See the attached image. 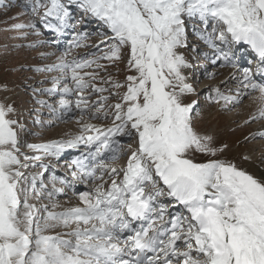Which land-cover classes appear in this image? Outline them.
<instances>
[{
	"label": "snow or ice",
	"instance_id": "snow-or-ice-1",
	"mask_svg": "<svg viewBox=\"0 0 264 264\" xmlns=\"http://www.w3.org/2000/svg\"><path fill=\"white\" fill-rule=\"evenodd\" d=\"M13 6L30 7L58 37L73 31L56 62L35 69L56 75L33 97H58L35 103L59 112L57 119L73 114L79 133L30 143L26 137L36 134L14 102L0 99V264H264V172L220 158L229 145L196 130L192 99L197 67L209 77L217 74L207 72L209 64L234 68L220 82L227 94L209 86V99L228 109L249 98L254 109L244 123L264 121V0H0L6 10ZM73 9L78 23H100L97 44L76 31ZM190 25L210 52L190 43ZM24 29L40 35L32 20L5 30L27 37ZM245 46L254 68L237 64ZM82 47L101 54L69 59ZM250 135L264 139V131ZM67 149L80 151L67 165L71 181L53 175L46 183ZM73 182L91 187L74 192L78 205H61L57 195Z\"/></svg>",
	"mask_w": 264,
	"mask_h": 264
},
{
	"label": "rangeland",
	"instance_id": "rangeland-1",
	"mask_svg": "<svg viewBox=\"0 0 264 264\" xmlns=\"http://www.w3.org/2000/svg\"><path fill=\"white\" fill-rule=\"evenodd\" d=\"M8 0H6V3ZM17 5H29L31 0H15ZM43 9H41L42 13ZM73 13H77L73 9ZM18 13H24L20 16L19 21L9 19L10 16H14ZM80 16V14H79ZM88 18H85L82 23L78 25L76 31L78 32H87L88 38L85 41L87 45H95L101 39L97 34L102 30L101 25L95 19H91L93 25L91 28H83V24L86 23ZM29 20H32L37 24V29L40 32V35L34 34L33 30L24 29L29 34L27 37H22L19 31H6L12 23L23 22L27 23ZM55 22V21H53ZM98 26L97 29H94ZM93 28V29H92ZM189 39L193 35V28L189 26ZM46 32V33H45ZM49 29L44 28L43 24L40 23L39 17L31 15L30 7H19L13 6L10 10H6L3 7H0V99H3L7 96L11 102H14L15 107L21 113V122L26 125L27 129L36 135H28L26 139L30 143H44L49 140H59L66 139L71 135H76L79 133V126L76 123V120L73 114L66 115L63 117V120L57 119L59 112L52 113L46 107H41L39 104L35 103V99L48 100L50 103L55 104V101L58 97L48 96L46 94L41 95L37 92L35 98L33 97V89H42L51 87V76L56 75L54 72H37L36 68H43L45 65H49L56 62V56L60 55L68 49V41L73 38V31L70 29L67 38V44L65 49H57L56 43L52 41H57L56 38L52 37V34H48ZM50 35V36H49ZM56 36V35H55ZM194 42L199 45L200 51L203 52L202 42L198 41L194 37ZM39 41H45L41 44ZM36 45L35 47H29V45ZM185 52V55L188 59L191 60L192 53L190 50L181 49ZM89 52H96L97 55L101 53L97 52L94 47H82L73 49L69 59L72 56H83ZM41 53H55L56 55H49L46 58H41ZM102 63H106L102 61ZM203 63V61H202ZM123 68V65H121ZM217 70H222L225 72H235L233 68L224 67L219 68L218 66L208 65L207 72L217 73L213 77L207 76L205 69L204 75L201 72L200 75L196 78L197 72H194V78L197 81V95L193 96L192 99L198 101V105L193 113L195 117V128L201 134H208L213 136L214 143L219 146L220 144L227 143L229 145L225 153L220 157L221 159H228L235 162L236 160H242L243 156H249L250 152L253 154L256 153L261 156L264 152V148L261 145L264 144V139L259 137L252 138L251 133H256L259 131H264V121L250 122L245 124L244 121L248 119L247 110L253 104V101L249 98H245L241 105L232 107L229 105L228 109H223L214 100H210V96H215L214 92H210L209 86L221 87V91L227 94V88L224 85H221V81L225 80L223 73H219ZM104 75V73H101ZM119 79H123V73L118 74ZM224 78V79H222ZM43 81V83H41ZM7 87V91H4V87ZM229 88L235 87V81L229 82L227 85ZM95 95L91 97L92 100H95ZM222 103V102H221ZM29 109H39V111L29 112ZM217 110L214 115H218L216 118L211 120V111ZM75 116H78V113H75ZM39 119L42 124H35L33 121ZM51 121V125L47 122ZM92 123H102L99 121H91ZM23 135V134H22ZM245 136H249V139H245ZM236 140V142H235ZM122 142H127L126 138ZM234 143L233 145L231 144ZM236 144V145H235ZM135 145L133 144V147ZM237 150V148H239ZM28 155H34L36 153L31 152L28 149H22ZM78 154L79 150H71ZM238 152V153H237ZM250 157V156H249ZM198 159H206L201 154L197 153ZM48 159L45 158L44 163L48 162ZM64 161H68L69 157H62L59 161H53L55 163V168L49 169L45 173L44 179L45 182H48V178L51 177L55 171L58 173L53 174L57 177L67 178L71 181V175L67 168L68 164H64ZM261 166L264 168V157H261ZM35 171V169H33ZM73 185L76 187L77 191H86L91 184H84L79 182H73ZM48 187L51 188V184H48ZM61 187V185H57ZM64 196L60 197L57 195L56 200L64 206H76L79 204L77 196L71 191L70 186L65 188ZM60 197V198H59ZM47 202V201H45Z\"/></svg>",
	"mask_w": 264,
	"mask_h": 264
},
{
	"label": "bare ground",
	"instance_id": "bare-ground-1",
	"mask_svg": "<svg viewBox=\"0 0 264 264\" xmlns=\"http://www.w3.org/2000/svg\"><path fill=\"white\" fill-rule=\"evenodd\" d=\"M74 12V11H73ZM76 15H78V21L80 20V16H79V13H76ZM84 21V20H83ZM82 23V22H81ZM90 24L91 25H93V22H91V19H87V21H86V23H84L83 24V28H89V26H90ZM100 24V23H99ZM98 28V26L96 27V28H94V29H97ZM93 29V28H92ZM49 34V33H48ZM50 36V35H49ZM61 48H64V47H61ZM60 50V49H59ZM219 73H223L222 72V70H217ZM237 71V70H236ZM202 75H204V69L202 70ZM231 73H233V72H230L229 71V73L228 72H225V73H223V76H225L224 78H226V77H228L229 76V74H231ZM224 78H222V79H224ZM254 109V105H251L250 107H249V109L247 110V114H248V116H249V114H250V112L252 111ZM217 112V110H212L211 111V120L212 119H214V118H216L218 115H214V113H216ZM65 117V116H64ZM235 142H236V140H235ZM234 142V143H235ZM234 143H232L231 142V144L233 145ZM236 145V144H235ZM261 147L262 148H264V144L263 145H261ZM238 149H240V147L239 148H237V150ZM71 149H67V150H65V152L62 154V157H69V160H70V162H68V161H64L63 163L66 165V164H69V163H71V161L73 160V159H75V152H73V151H70ZM241 150V149H240ZM239 151V150H238ZM238 153V152H237ZM250 157H251V159L250 160H248V161H245V160H236L234 163H236V164H238V166H240V167H242V168H244V169H246L247 171H249L250 173H256V174H260L261 172H264V168L261 166V162H260V160H261V157L263 156L264 157V152L261 154V156L259 157V155L258 154H256V153H252V152H250V155H249ZM56 173H58L57 171H55L53 174H56ZM70 173V172H69ZM53 174H51L52 176H53ZM57 185H59L60 186V184L59 183H57ZM62 186V185H61ZM62 196H64V195H60V197H62ZM59 197V198H60Z\"/></svg>",
	"mask_w": 264,
	"mask_h": 264
}]
</instances>
